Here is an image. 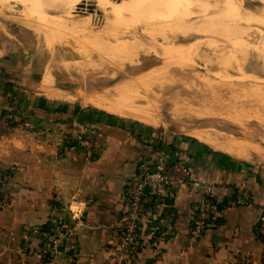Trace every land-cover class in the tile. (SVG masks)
<instances>
[{"label": "crops", "instance_id": "0c3cea01", "mask_svg": "<svg viewBox=\"0 0 264 264\" xmlns=\"http://www.w3.org/2000/svg\"><path fill=\"white\" fill-rule=\"evenodd\" d=\"M3 83L0 107H11L10 119L19 111L13 109H22L24 121L2 138L0 168L12 173L1 194L7 205L0 210V264H110L107 248L125 185L158 154L182 159L192 175L173 197L153 189L158 212L137 231L143 246L137 264H264L257 233L264 169L196 138L131 124L98 108L49 105L27 78ZM73 126L102 133L104 148L85 153ZM210 199L226 210L192 239ZM161 224L171 237L156 247Z\"/></svg>", "mask_w": 264, "mask_h": 264}, {"label": "rangeland", "instance_id": "374dc122", "mask_svg": "<svg viewBox=\"0 0 264 264\" xmlns=\"http://www.w3.org/2000/svg\"><path fill=\"white\" fill-rule=\"evenodd\" d=\"M76 1L80 10L72 8ZM88 1L0 0V93L7 91L4 80L27 78L49 105L129 109L160 125L116 116L171 136H194L264 169V34L230 27L215 8L207 12L210 20L196 7L188 21L189 13L165 12L160 1L144 0L141 10L140 0ZM227 1L246 7L253 0ZM6 108L0 107V157L2 138L24 121L22 109H13L19 111L10 119ZM11 173L0 168V210Z\"/></svg>", "mask_w": 264, "mask_h": 264}, {"label": "built area", "instance_id": "2783aa9c", "mask_svg": "<svg viewBox=\"0 0 264 264\" xmlns=\"http://www.w3.org/2000/svg\"><path fill=\"white\" fill-rule=\"evenodd\" d=\"M72 128L77 145L88 155L104 148V136L99 131L87 126ZM191 175V169L182 159L158 154L149 167L138 170L130 178L124 188L123 212L112 228V242L107 248L110 264H137L143 249L137 231L146 217H150L151 214L156 216L158 212V205L151 197L153 189L158 188L169 197H173L179 188L190 182ZM225 210L226 208L217 202L207 200L202 221L191 232L192 239L200 235L206 221L223 215ZM257 233L264 257V210L258 217ZM154 235L156 247L169 242L171 237L169 228L162 224Z\"/></svg>", "mask_w": 264, "mask_h": 264}, {"label": "bare ground", "instance_id": "6f19581e", "mask_svg": "<svg viewBox=\"0 0 264 264\" xmlns=\"http://www.w3.org/2000/svg\"><path fill=\"white\" fill-rule=\"evenodd\" d=\"M90 1V0H89ZM89 1H88V3H89ZM93 2H94V0H92ZM98 1H100V0H98ZM108 1V0H107ZM128 1V0H127ZM132 0H129L128 2H131ZM138 1V0H137ZM140 1H141V3H140ZM140 1H138V3H139V10H141L144 6H146V1H144L143 0V2H142V0H140ZM148 1H151V2H148L149 4H150V6H154V5H156L155 4V2L156 1H160V2H163V3H161L162 5H164L165 4V12H166V9H167V11L168 12H171V13H173L174 14V12L176 13V11L178 12V11H180L181 13L182 12H187V14H188V16L187 15H185L186 16V18L188 19L189 17H191V15H193V9H195L196 7H202V11H201V14L200 15H202V16H205V17H209L208 19H210V18H214V16L213 15H210V14H212V13H208L207 14V12H208V10H210L211 8H215V12L213 13L214 15L216 14L217 15V18L219 17L220 18V16H222L221 18L223 19L224 17H225V15H226V20L229 18L230 19V21H229V24H230V27H232V28H236V30H239L240 32H241V30H243V29H245V28H247V29H249V30H252L253 31V34L255 33V34H260L261 36H262V34H264V20H260V19H258L256 16L255 17H253V21H254V24H252V23H250V22H252V20H251V16L250 15H252L251 13H254V14H256L257 12L258 13H261V14H264V0H253V1H250L249 2V4H247V6L245 7V6H243V5H240V4H234V3H232L231 1H225V0H148ZM167 1H169L168 3H167ZM233 1V0H232ZM249 1V0H248ZM80 1H76V2H74L73 3V5H75V6H77V7H75V6H73L72 5V8L73 9H75L76 8V10H77V8H78V6H81L80 4H81V2L79 3ZM103 5H104V0H103V2L102 1H100ZM105 2H106V0H105ZM112 2H114L115 3V1H112ZM111 2V0H110V2L109 3H112ZM128 2L127 3H123V5H128ZM237 2H240V0L238 1L237 0ZM78 5H77V4ZM91 3V2H90ZM88 4V5H91V4ZM122 3V2H121ZM148 3H147V5H148ZM94 4V3H93ZM106 4H108L107 2H106ZM118 4H119V2H118ZM117 4V5H118ZM160 4V3H159ZM160 4V5H161ZM83 5H85L84 3L82 4V6ZM97 5H98V3H97ZM99 5H101L100 3H99ZM115 5V4H114ZM116 5V8L118 7ZM120 5V4H119ZM122 5V4H121ZM122 5V6H123ZM130 5V4H129ZM168 5H170L169 7H168ZM131 6V5H130ZM130 6H129V8H130ZM171 7H173L174 9L173 10H170V9H172ZM118 8H120V7H118ZM73 9H72V11H73ZM80 9H81V7H80ZM79 8H78V10H80ZM123 9V8H122ZM128 8L126 7V9H123V10H127ZM169 9V10H168ZM75 10V11H76ZM25 11H28V9H25ZM129 11V13L131 14L132 12H130V9L128 10ZM74 12V11H73ZM134 12V11H133ZM180 12H179V14H180ZM124 13V12H123ZM135 13V12H134ZM134 13H132V14H134ZM128 14V13H127ZM132 14H131V16H132ZM169 14V13H168ZM222 14V15H221ZM124 15H125V13H124ZM170 15V14H169ZM183 15V13H182V17L184 16ZM220 15V16H219ZM103 16V15H102ZM130 16V17H131ZM133 16H135V15H133ZM253 16V15H252ZM129 17V18H130ZM180 18V17H179ZM183 18H185V17H183ZM182 18V19H183ZM220 18V19H221ZM225 18L223 19V20H225ZM264 18V17H263ZM118 19V18H117ZM131 20H132V18H130ZM181 19V18H180ZM180 20V22L181 21H183V20ZM215 19H216V17H215ZM228 19V20H229ZM190 20V18L188 19V21ZM211 20V19H210ZM209 20V21H210ZM219 20V19H218ZM128 21V20H127ZM150 21V20H149ZM148 21V22H149ZM152 21V20H151ZM151 21H150V24H152L151 23ZM154 21V20H153ZM152 21V22H153ZM214 21V20H213ZM213 21H212V24H213ZM221 21V20H220ZM148 22H146V23H148ZM157 23V21H154L153 23ZM222 22V21H221ZM219 23V22H218ZM149 24V23H148ZM149 24V25H150ZM216 25H217V23H215ZM137 25V24H136ZM138 26V25H137ZM136 26V27H137ZM133 27V26H132ZM218 27V26H217ZM260 27H262L261 29H260ZM231 28V29H232ZM136 29V28H135ZM218 29V28H217ZM219 31V30H218ZM217 30H216V33L218 32ZM244 31V30H243ZM229 32V31H228ZM242 33H244V32H242ZM246 33V32H245ZM248 33V32H247ZM221 34V33H220ZM232 34V33H231ZM217 35V34H216ZM250 35V34H249ZM260 36V37H261ZM264 37V36H263ZM128 103V102H127ZM122 104V103H121ZM112 105V104H111ZM97 107H99V106H97ZM121 107V106H120ZM131 107V106H130ZM134 107V106H133ZM150 107V106H149ZM101 109H103L104 111H106L107 113L109 112V113H112V114H114V115H117V116H120V117H130V118H133V119H135V120H138V121H140V122H143V123H145V124H148V125H152V126H157V125H160V121L159 122H156L155 120H153L152 118H149V117H147V116H140V113L138 112H136V113H133L132 114V112L130 113V112H128L127 113V111L129 110H127V109H125V111H123V109H111V108H106V107H100ZM113 108V107H112ZM117 108H119V107H117ZM138 108V107H137ZM154 108V107H153ZM143 109V108H142ZM127 110V111H126ZM129 111H131V110H129ZM143 111V110H142ZM134 112V111H133ZM137 114H139V115H137ZM149 116V115H148ZM152 116V115H151ZM158 121V120H157ZM194 137V136H193ZM196 137V136H195ZM198 138H199V136H197ZM201 139V138H200Z\"/></svg>", "mask_w": 264, "mask_h": 264}]
</instances>
